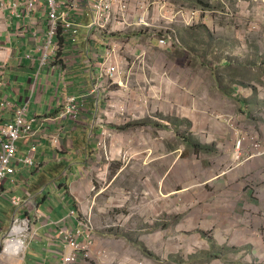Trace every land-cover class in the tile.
<instances>
[{"label": "crops", "instance_id": "obj_1", "mask_svg": "<svg viewBox=\"0 0 264 264\" xmlns=\"http://www.w3.org/2000/svg\"><path fill=\"white\" fill-rule=\"evenodd\" d=\"M177 1H188L195 8L185 11L201 13V17L189 25H177L184 27L178 33L181 43L176 36L174 46L163 48L159 46L158 38L161 37H156L157 32L151 35L148 29H140L134 33L129 27L138 16L134 10L144 3L150 6V0H129L131 17L126 20L124 33L91 37L83 31L79 43L76 46L67 44L62 58L39 73V77H36L38 46L42 44V35L35 38L30 24L23 30L16 28L17 21L8 19L1 24L4 29L0 30V48H5L11 58L4 72L0 99L17 104L30 99L29 114L36 134L32 140H20L17 152L20 159L28 154L31 144L35 145L36 167L29 169L18 163L16 174L5 180L0 188V246L11 227L6 221L11 225L15 215L10 197L15 195L27 202L22 216L31 221L33 239L26 256L12 264H63L64 231L82 229L86 232L80 238L82 243L87 242L89 236L93 238V264H97L101 253L105 258H98L99 264H112L124 252L137 248L126 237L115 239L108 234L96 237L84 224V219L91 214L84 203L92 196L94 186L97 191L96 183L100 185L94 194L96 208L101 202L109 204L102 214H106L108 208H115L119 198L117 181L128 166L114 175L111 163L102 160L103 155H117L123 148L132 153L137 150L147 155V159L155 155L143 166L142 174L144 185L149 186L153 176L159 186L155 191L158 198L153 202V211L145 207L143 210V217H152L158 222L153 223V234L144 237L143 243L148 242V249L158 251L164 246L162 242L167 231L160 225L164 213L161 203L165 197L162 188L167 178L177 172V166L179 168L189 156L194 167L190 178L197 182L181 188L180 195L191 191L198 198L197 203L202 204L204 199L200 193L205 191L210 195L207 209L212 213L203 219L209 221L206 224L210 227L219 226L216 236L227 237L226 242L217 241L218 244H239L264 260L262 47L247 52L244 32L234 33L233 29L231 32L223 30L222 36L215 37L211 28L218 26V20L210 16L208 0H199L203 5L198 0ZM32 19H36L35 16ZM115 46L120 54L118 64L126 70L117 85H111L99 80L98 64ZM167 55L176 60L188 57L189 69L172 71L173 64L169 63L166 70ZM64 59L70 61L69 67L64 66ZM34 80L35 86L38 83L36 89L32 86ZM75 95L87 97L78 119L58 120L63 99ZM161 95L163 106L157 108ZM150 100H153L151 105ZM127 113L140 116L136 122L152 120L159 123L156 127L163 124L166 128L173 124L176 130L156 131L151 125L141 127L136 130L140 141L134 146V134L128 129H117L115 124ZM152 116L165 120L158 121ZM13 117L12 109L0 108L1 121H10ZM102 142L106 146H102ZM256 142L261 144L260 150L254 148ZM168 152L178 157L175 156L167 172L160 160L161 154ZM178 194L174 192L170 196ZM224 220H228L229 226ZM233 221H237L238 228H231ZM200 225V221L184 226L181 223L178 228L183 233L197 231L200 239L206 232ZM194 242L196 248H200L199 240L195 238ZM81 264L87 263L82 261Z\"/></svg>", "mask_w": 264, "mask_h": 264}, {"label": "rangeland", "instance_id": "obj_2", "mask_svg": "<svg viewBox=\"0 0 264 264\" xmlns=\"http://www.w3.org/2000/svg\"><path fill=\"white\" fill-rule=\"evenodd\" d=\"M208 1V4H210V9L208 10L210 16L218 20V26L211 28V33L215 37L222 36L224 34L223 30L231 32L233 29L234 33L241 31L244 32L246 38L247 52L258 50V46H261V51L264 53V0ZM160 5H167V12L162 11V13L158 14L157 8L160 7ZM149 7L150 14L148 19L151 21H155L156 19L159 20V25L148 23L149 27L143 29H148L151 35H154L157 31H161L162 33L174 31L173 34H176L179 43H181L178 33L180 30H184V27L177 26L173 22L175 20H181V17L177 15L181 9L190 10L195 8L189 5L188 1L178 2L177 0H158L156 2L155 0H150ZM153 9H155V12H153ZM5 23L6 18L0 10V30L2 28L4 29L1 24ZM222 24L225 25L222 26ZM133 31L134 33L137 32L136 30ZM161 36L162 34L158 37ZM172 46H174V44ZM0 51L3 53L5 52L2 48H0ZM2 56L3 55L0 53V58ZM165 63L166 70L169 68V63L173 64L172 71L176 69H189L188 57L176 60V57L173 58L171 55H167ZM1 65L4 64L0 62V67H2ZM1 70H3V68H1ZM4 70H6V68ZM168 72H170V70H168ZM158 100H161L158 102L159 104L157 106V108H160L161 105L163 106V104H161L163 95H161V98ZM1 101L3 100L0 99V103ZM152 102L153 100H150V105ZM155 116H152V118ZM139 117L140 116L136 114L127 113L119 117V121L115 122L117 129L133 126L129 127L128 130L134 134V146L138 145V143H136L137 141H140L139 137L136 135V130H140L141 127L151 125L156 131H163L165 129L176 130L173 124L171 127L167 126L168 128H166V125L163 124L156 127V124H159L157 121L152 122V120H145L136 122L135 119ZM155 118L158 121L165 120V118ZM156 136L157 135H155V137ZM102 145L106 146V143L102 142ZM161 155L162 159L160 163L163 164L164 170L167 169L166 171L168 172V169L174 164L175 156L177 158L178 155L172 154L174 156H170L171 152ZM154 156L151 155L148 159L153 160ZM146 157L148 156L141 154L137 150H135L134 153L129 151L126 152L125 148H123L122 152L114 156H110L108 153L103 155L104 159L102 162L111 163L115 170L114 175H117L122 168L128 166V169L120 175L117 181L118 184L116 183L118 186V191L116 192V195L119 197L118 202L114 204L115 208H108V212L102 214L105 206L109 204L101 202L96 208L94 204V194L98 192L100 187V185L96 183L97 191L94 186L92 196L84 203V206L90 208L91 212V214L84 219L89 233L96 235V237H99L100 234H108L115 239L126 237L137 245L134 251L124 252L121 258H116L114 260L115 262L112 264H264V260L259 258L256 252L254 253L253 251L246 250L244 246L239 244H226L225 246L220 245V243L218 244V242H226L225 238L227 237L224 235L216 236V227L219 229V226L214 228L210 227L206 224L209 223V221L205 222L203 219L204 216L212 213L207 209V200H210V195L207 196L205 191L200 193L204 199V203L202 204L197 203L198 198H196L195 193L191 191L180 195L181 188L190 187L192 182H197V179L191 180L190 178V174L194 167L190 164L189 156H187V159L183 161V164H181L179 168L177 166V172H173L167 178L165 187L162 188L165 197H163L164 202L161 203L164 213L160 218V225L167 231L162 242L164 246L158 251L148 249L146 247L148 242L146 241L143 243L144 237L153 234V229L155 227L153 223L156 222L158 224V222L152 217H143V210L145 207L147 210L150 209L153 211V202L158 198L155 191L158 190L159 186L153 176L149 186L143 184V166L149 162ZM151 174H153V171H151ZM92 178H94V176ZM182 178L184 179L183 184L180 182ZM95 180L97 179L95 178ZM102 185H105V183H102ZM102 189L104 190L105 187ZM174 192L179 194L177 196H170V194ZM207 192L209 193V191ZM126 197L129 198L128 202H126ZM196 221H200L201 225L199 227H202L206 231L202 234V238L200 239L197 236L199 232L183 233L178 228V225L181 223L184 226ZM223 222L226 226H229L228 220H224ZM233 222L235 226H233ZM233 222H231V228H238L237 221ZM6 223L7 226H11L10 221L7 220ZM220 229L222 230V228ZM195 238L199 240L200 244L198 246L200 248H196V244H194ZM98 258L99 256L97 257V264L100 263ZM126 258L129 260L126 261ZM93 263L94 262H92V264Z\"/></svg>", "mask_w": 264, "mask_h": 264}, {"label": "built area", "instance_id": "obj_3", "mask_svg": "<svg viewBox=\"0 0 264 264\" xmlns=\"http://www.w3.org/2000/svg\"><path fill=\"white\" fill-rule=\"evenodd\" d=\"M166 6L158 7L157 13L160 14L162 11L167 12ZM149 8L145 3L137 6L134 13H138V16L134 17L136 18L135 23L129 27L138 31L148 28V23L159 25V20L151 21L148 19L150 14ZM0 10L5 16L6 21L8 19L9 21H17L16 28L18 30L28 28L30 24L34 28L33 36L35 38L40 34L42 35V44L38 46L39 55L36 77H39V73L41 74L62 58L67 44L76 46L83 31L91 37L99 34L112 36L124 33L127 30L126 20L131 17L129 0H0ZM177 15L181 17V20H175L173 22L175 25L179 23L189 25L199 18L201 13L180 10ZM34 16L36 19L33 20ZM114 23H117V26H112ZM173 32L162 33L161 31H157L156 37L162 34L161 38H158L160 47L164 48L175 44L176 35ZM117 47L110 48L111 50L107 52L104 60L102 62L99 61L100 63L98 62V69L100 70L98 74L99 80L108 81L111 85H117L126 70V67L118 64L120 54L117 53ZM2 49L5 52L0 51L3 55L0 58V62L4 64L0 67V70L3 68L0 72V87L3 84L4 69L11 58V54L5 48ZM64 66L69 67L70 61L65 60ZM35 85L36 80L33 81V89L37 88L38 83L37 86ZM98 87L102 89L101 84ZM86 100V96L76 95L64 98L58 120L70 119L76 121ZM0 106L1 108L12 109L14 113L12 120L6 122L0 120L1 188L5 180L10 179L16 174L18 163L29 169L36 167L35 145L31 144L29 152L25 157L20 159L17 157L18 142L23 139L32 140L36 137V134L34 122L29 114L30 99H27L22 104L3 100ZM242 143L243 141L239 143L240 147ZM254 148L260 150L262 146L259 142H256ZM9 201L15 209V215L9 231H7L1 241L0 264H12L24 260L33 239L31 221L26 217L21 219L27 202L15 195L10 197ZM86 229H88L87 226ZM84 235H86V232H83L82 229L77 232H62V240L66 248L63 264H81L82 261L92 264L95 261L92 252L93 242L91 241L93 238L89 236L87 237L88 241L82 243L80 242V238ZM102 258H105V254L103 253L99 256V259Z\"/></svg>", "mask_w": 264, "mask_h": 264}, {"label": "trees", "instance_id": "obj_4", "mask_svg": "<svg viewBox=\"0 0 264 264\" xmlns=\"http://www.w3.org/2000/svg\"><path fill=\"white\" fill-rule=\"evenodd\" d=\"M198 3L201 4V5H203V2H201V1H199V0H198ZM136 126H138V125H136ZM140 126H141V125H140ZM129 127H133V126H127V127H125V128H121V130L128 129Z\"/></svg>", "mask_w": 264, "mask_h": 264}, {"label": "water", "instance_id": "obj_5", "mask_svg": "<svg viewBox=\"0 0 264 264\" xmlns=\"http://www.w3.org/2000/svg\"><path fill=\"white\" fill-rule=\"evenodd\" d=\"M24 218H25V216H22V217H21V219H24Z\"/></svg>", "mask_w": 264, "mask_h": 264}]
</instances>
